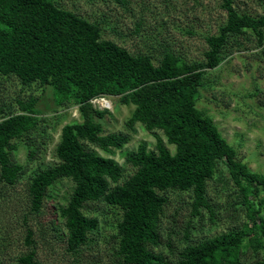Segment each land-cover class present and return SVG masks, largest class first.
I'll return each mask as SVG.
<instances>
[{
    "label": "trees",
    "instance_id": "trees-1",
    "mask_svg": "<svg viewBox=\"0 0 264 264\" xmlns=\"http://www.w3.org/2000/svg\"><path fill=\"white\" fill-rule=\"evenodd\" d=\"M55 1L0 0V77L16 79L23 88L36 85L47 95L17 99L15 113L4 114L0 107V191L25 173L26 166L15 158L20 146L27 162L46 149L49 101L53 112L77 107L82 122L61 128L54 148L58 163L35 171L27 185L28 212L38 216L54 184H71L66 204L58 209L68 253L76 255L88 233L97 229V220L84 214L88 205L103 203L122 211L116 224L117 264H241L242 259L264 264V175L238 159L237 148L197 107L201 92L218 84L213 72L244 49L241 38H251L264 60V8L252 16L235 10L233 0H221L226 20L217 34L204 36L202 61H188L165 48L154 64L148 55H132L102 39L97 23L61 9ZM106 97L133 106L126 130L139 123L147 131H161L175 147L171 154L157 141L154 152L143 144L127 152L125 163L135 172L121 184L119 165L83 145L107 151L121 149L129 140L125 133L102 134V119L110 112L91 102ZM221 165L241 198L247 221L237 230L198 243L186 236L175 259L155 253L164 244L160 226L168 204L165 194H189L191 215L200 218L207 210L213 219L207 183L223 181ZM31 237L27 230L26 244H32ZM17 263L41 264L35 251L21 255Z\"/></svg>",
    "mask_w": 264,
    "mask_h": 264
},
{
    "label": "rangeland",
    "instance_id": "rangeland-1",
    "mask_svg": "<svg viewBox=\"0 0 264 264\" xmlns=\"http://www.w3.org/2000/svg\"><path fill=\"white\" fill-rule=\"evenodd\" d=\"M55 4L97 23L101 27L102 39L112 41L132 55H148L154 64L158 63L165 48L188 61H202L207 49L204 36L217 34L226 20L221 0H58ZM263 4L264 0L262 3L233 0L235 10L252 16L262 14ZM240 40L244 49L231 54L213 72L218 84L212 90L201 92L197 107L213 120L226 141L237 148L238 159L251 171L264 175V60L251 38ZM240 40L237 38V42ZM42 94L41 87L23 88L16 79L0 77V107L4 114L17 112V99H26L30 95L44 99L47 95ZM92 104L94 108L110 112L102 119L103 135L125 133L129 137L121 149L109 148L107 151L83 143L85 149L111 158L119 165L120 184L135 172L125 163V155L138 145L143 144L148 151L154 152L157 141H161L171 154L174 153L175 147L167 143L159 130L147 131L139 123L132 130L125 129L124 123L133 111L132 105H122L117 98L107 97L93 100ZM48 106L50 138L46 149L34 161L27 162L20 146L15 158L26 166L25 173L15 185L0 191V259L4 264H18L21 255L35 251L41 264H117L114 252L118 246L116 224L122 216L120 209L103 203L88 205L84 214L96 219L98 226L96 231L88 233L86 244L76 255L66 251L64 229L58 214L71 192L68 181L50 188L38 216L28 212L30 175L58 163L54 148L61 128L82 122L77 107L53 112L52 101ZM219 168L223 181L207 183L206 198L214 214L211 220L207 210L202 211L200 218L191 215L189 194H165L168 204L160 226L164 244L155 249V253L175 259L186 245V236H190V243H198L237 230L247 221L239 206L241 198L228 181L227 170L223 165ZM27 230L32 232L30 245L25 241ZM167 243L171 244V249ZM247 261L242 259L241 264H247Z\"/></svg>",
    "mask_w": 264,
    "mask_h": 264
},
{
    "label": "clouds",
    "instance_id": "clouds-1",
    "mask_svg": "<svg viewBox=\"0 0 264 264\" xmlns=\"http://www.w3.org/2000/svg\"><path fill=\"white\" fill-rule=\"evenodd\" d=\"M94 100H96V99H94ZM92 103V102H91Z\"/></svg>",
    "mask_w": 264,
    "mask_h": 264
}]
</instances>
